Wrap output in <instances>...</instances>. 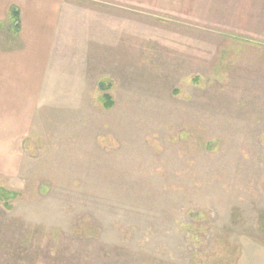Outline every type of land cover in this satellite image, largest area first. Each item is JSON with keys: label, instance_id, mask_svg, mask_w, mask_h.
Masks as SVG:
<instances>
[{"label": "rangeland", "instance_id": "obj_1", "mask_svg": "<svg viewBox=\"0 0 264 264\" xmlns=\"http://www.w3.org/2000/svg\"><path fill=\"white\" fill-rule=\"evenodd\" d=\"M144 1L0 175V264H264V0Z\"/></svg>", "mask_w": 264, "mask_h": 264}, {"label": "crops", "instance_id": "obj_2", "mask_svg": "<svg viewBox=\"0 0 264 264\" xmlns=\"http://www.w3.org/2000/svg\"><path fill=\"white\" fill-rule=\"evenodd\" d=\"M145 3L144 0H0V175L20 174L27 138L37 132L35 124L42 118L43 99L52 93L49 90L61 89L60 80L64 76L60 73L70 64L69 58L92 55L98 38V33L93 32L95 24L103 25L110 20L113 24L115 19L108 14L100 17L91 14L118 8L127 13L121 17L133 19L130 16L138 15L140 10L153 9ZM132 7L136 11L130 12ZM200 11L204 22H210L204 15L205 9ZM201 17L197 16L198 21ZM91 18L97 21L94 25ZM190 18L194 23V17ZM113 38L109 42L106 36L103 45L111 44ZM76 63L80 65V61ZM71 69L78 72L80 79L81 70Z\"/></svg>", "mask_w": 264, "mask_h": 264}, {"label": "trees", "instance_id": "obj_3", "mask_svg": "<svg viewBox=\"0 0 264 264\" xmlns=\"http://www.w3.org/2000/svg\"><path fill=\"white\" fill-rule=\"evenodd\" d=\"M15 12H13L14 14ZM112 98L108 95V94H104L103 95V105L105 108H110L112 106ZM10 192V191H9ZM12 193V192H10ZM13 194V193H12ZM8 196V191L6 190H0V198L2 199V197L5 199Z\"/></svg>", "mask_w": 264, "mask_h": 264}]
</instances>
